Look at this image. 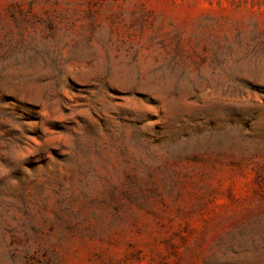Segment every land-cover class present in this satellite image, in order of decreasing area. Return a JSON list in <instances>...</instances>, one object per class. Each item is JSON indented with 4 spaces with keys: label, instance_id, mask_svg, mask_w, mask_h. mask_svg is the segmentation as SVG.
Returning a JSON list of instances; mask_svg holds the SVG:
<instances>
[{
    "label": "rangeland",
    "instance_id": "obj_1",
    "mask_svg": "<svg viewBox=\"0 0 264 264\" xmlns=\"http://www.w3.org/2000/svg\"><path fill=\"white\" fill-rule=\"evenodd\" d=\"M0 264H264V0H0Z\"/></svg>",
    "mask_w": 264,
    "mask_h": 264
}]
</instances>
